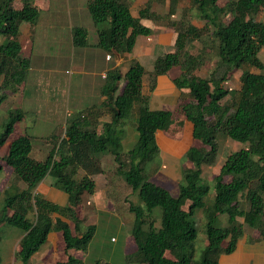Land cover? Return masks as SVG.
I'll return each instance as SVG.
<instances>
[{"label": "trees", "instance_id": "1", "mask_svg": "<svg viewBox=\"0 0 264 264\" xmlns=\"http://www.w3.org/2000/svg\"><path fill=\"white\" fill-rule=\"evenodd\" d=\"M131 1L87 0L93 23L108 25L98 29V39L92 44L87 42L83 28H72L73 45H95L122 57L134 50L139 35L152 32L142 19L169 18L179 2L169 0V10L161 16L150 9L148 0L134 16ZM37 2L20 0L16 5L15 0H0V105L10 97L9 93H20L24 87L30 60L22 54L20 25L27 22L32 27L36 23ZM189 3L196 8L198 17L206 21L205 27L176 22L174 50L156 56L149 71L153 91L157 76L179 70L171 81L180 94L187 90L190 101L181 106L182 114L177 120L171 109L150 108L148 97L142 94L146 70L143 62L132 58L124 73L118 68L106 72L100 91L104 98L67 120L64 136L57 143L52 139L56 133H51L47 140L53 141L52 147L43 160L31 155L32 141L26 131L8 143L0 160L12 168L15 178L24 182L25 187L16 186L4 198L0 229L6 224L20 229L22 234L14 252L20 264H33L31 258L50 232L60 235L64 255V259L51 264H83L76 252L86 251L95 225L84 227L78 209L82 195L95 190L91 176L102 171L97 157L104 153L112 156L117 172L137 197V203H130L128 210L134 214L132 259L138 264H218L220 254L234 250L244 225L258 231L252 241L264 238V21L256 18L264 0H228L222 6L218 0ZM225 13L230 15L228 22L223 20ZM209 27L218 40V52L209 76L202 77L196 73L201 58L186 51V46L200 40ZM236 70L241 73L240 85L229 87L227 82ZM25 113L19 108L8 110L7 120L0 122V148ZM104 114L109 118L101 121ZM129 120L135 123L138 139L134 147L124 151L122 144ZM186 123L191 125L192 138L208 148L186 149L184 157L192 167L182 170L178 194L173 195L153 181L161 167L156 160L160 154L156 133L161 131L170 139H180ZM220 133L247 146L226 156L214 176V193L209 198L203 166L214 162ZM78 168L85 170L79 180L74 177ZM48 175L52 185L67 194L65 205L56 204L39 191L33 193ZM185 201L187 208L182 206ZM32 208L35 216L30 220L27 215ZM197 210L202 211L205 221L206 244L195 258L197 229L193 215ZM221 215L226 216L225 224H219ZM166 252L171 257H166Z\"/></svg>", "mask_w": 264, "mask_h": 264}, {"label": "rangeland", "instance_id": "2", "mask_svg": "<svg viewBox=\"0 0 264 264\" xmlns=\"http://www.w3.org/2000/svg\"><path fill=\"white\" fill-rule=\"evenodd\" d=\"M86 1L87 0H38L37 6L39 15L36 23L30 27L29 23L23 22L24 24L21 31L23 43L22 54L29 58L30 69L24 81V87L22 86L20 89V93H9L10 97L0 105V122L7 120L8 110L17 108L16 105L19 102L20 109L26 113L24 120L15 124L13 133L10 134L7 142L0 148V156H4L7 152L10 140L22 134L24 131L31 137L34 151L33 156L39 151V141L50 144L51 148L53 141L47 140L51 133H56L52 139L57 143L58 140L64 136L65 123L67 120L77 115L79 111L84 110L86 107L93 104L97 105V103L101 101L102 98L99 88L102 87L105 79L100 77L97 72L103 61L101 59L107 52L95 45L78 46L73 45L72 42V28H83V30H85L87 42L92 44L98 39V29L105 28L108 25L107 22L98 24L93 23L86 6ZM147 1L148 0H132L130 2L132 14L137 16L138 11L146 6ZM227 1L228 0H218V3L222 6ZM19 3L20 0H15L16 5ZM149 3L150 9L161 16L167 14L170 7L169 0H149ZM175 9V13L169 18L160 17L156 21L144 19L146 23L150 24L149 26L152 32L149 35H139L138 39L139 42L144 40L145 44L148 43L156 47L152 54L147 50V54L144 55L142 52L144 49L139 46L138 42L135 44L133 52L124 55L127 56V58L123 64L120 62V66H115L121 73H124L126 68H128L130 60L134 58L132 56L133 53L135 57H139L142 60L145 59L143 65L146 74L144 75L142 84V94L144 96L148 97L152 92L151 86L153 84V79L149 71L152 69L153 59L164 52L174 50L173 43L176 35L175 26L177 25L175 23L182 21L184 24H187L190 22L196 27H205L206 21L198 17L196 8L189 3V0H179ZM256 18L264 21V7L261 8ZM229 19V13H225L223 16L224 22H228ZM210 27L205 28V32L200 40H194L186 46V51L197 54L201 58V64L196 70V73L202 77L209 76L214 67L218 52V40L212 35ZM108 60L107 68H110L117 61V57L110 54ZM31 71L50 76L53 82L51 87H47V81L42 80L40 82L38 80L42 78L41 76L35 75L34 78L28 79ZM176 71L179 70L175 68L171 73H176ZM253 71L260 72V70L254 68ZM106 72L107 71H105L103 76ZM262 72H264V70ZM240 74V70L233 72L230 76L231 79L227 82V86L238 88L240 85ZM1 80L2 79H0V82ZM31 81L34 88H37L39 84L43 90H48V96L40 89L37 93L33 91L30 88ZM158 89V93H160V86ZM163 89L164 88L161 87V90ZM40 95H42V99L39 97ZM158 96L159 94H156L152 96V98H157ZM148 101H151V97ZM189 101V94L187 90H184V92L176 98V101L171 100L169 103H160L159 101L158 105V102H156V107L171 109L174 118L177 120L182 114L181 106ZM30 104L32 107H30ZM31 108L35 110V112L31 111ZM44 117L49 121L46 122ZM108 118L109 115L104 114L101 117V121H105ZM184 128L186 129L184 132L185 134L183 133L180 139L167 142L166 138H162V140L159 141L161 151L156 160L161 167L153 177L155 183L167 188L173 195L178 194V184L182 176V170L187 167H192V164L185 160L184 153L186 149L190 146H196L204 150L208 148L198 140L192 138L191 125L189 123H186ZM125 129L126 132L122 149L127 151L135 146L138 139V132L133 120L126 122ZM162 135H164V133H162ZM164 136L167 137L166 135ZM160 137L159 134V138ZM217 143L218 153L214 162L210 165L203 166L202 177L203 182L209 187V198H211L214 193V176L218 173L226 156L236 149L247 146V143L230 139L228 136L221 133L217 137ZM97 158L100 159L102 167V171L100 172L101 177L103 181L105 179L110 181L114 193L109 196L98 194L95 197H91L92 195L88 193L82 195L81 204L78 209L79 215L83 217L84 227L88 224L95 225V232L86 251L76 252V257L79 258L83 264H95L96 261H107L111 264H138L132 259L134 251H131L132 247L135 248L131 235L134 214L128 212L129 204H136L137 197L135 194L131 193L130 187L117 172L116 164L110 154H99ZM0 163L2 165L0 169L1 207L4 198L13 192V187L19 184L24 186L25 183L22 181L19 182L15 178L12 168L7 165L3 159L0 160ZM84 174L85 170L83 168H78L74 177L79 180ZM101 181V178H99V186L101 185ZM35 191L36 188L33 189V193H35ZM43 192L44 191H41L40 193ZM109 201L110 204H107L105 207L96 206V203L102 204L103 202L108 203ZM117 206L125 208L127 212H124L120 208L118 209ZM182 206L183 208H187V202L185 201ZM10 214L11 211H9V215ZM34 216L35 214L32 208L27 217L33 220ZM239 220L241 221L240 218ZM193 221L197 229V236L194 241V257L198 258L206 244L204 231L205 221L201 210H197L194 213ZM225 223L226 216L221 215L219 224ZM158 224L159 221L156 222V225ZM243 228L245 231H253L255 234H258L257 230L251 229L246 225H244ZM21 234L18 227L10 224H6L0 229V264H20L15 258L14 252L18 248ZM56 234L57 236L54 238ZM43 246L45 251L42 250V252L39 249V251L34 254L33 264H51L59 259H64L62 243L58 233L52 232L51 239L43 244L41 248ZM45 252H47L46 256H44V254H46ZM39 254H41L40 257ZM165 256L171 257V254L166 252ZM33 257L31 258V262Z\"/></svg>", "mask_w": 264, "mask_h": 264}, {"label": "crops", "instance_id": "3", "mask_svg": "<svg viewBox=\"0 0 264 264\" xmlns=\"http://www.w3.org/2000/svg\"><path fill=\"white\" fill-rule=\"evenodd\" d=\"M142 22L145 25H148V26L150 25L149 23H146L144 19H142ZM23 24L24 23H21V25H20V31H22ZM143 41L144 40H141L139 42V39L137 37L136 43L139 42V46L142 49H144L142 51L144 53V55L147 54V52H146L147 50L149 52H151L150 54H152L155 51L156 47L151 45V44H148V43L145 44V41H144V43H143ZM133 54H132V56L134 58L138 59L141 62H144L145 59L142 60L139 57H135ZM106 55L107 54H105V56L102 57L101 60H103V61L100 64V67H99L98 72H97V73H99L100 77H102V78H104L103 74L105 73V71H108L107 69L111 70V69L115 68V66H117V65L120 66V62H122V64H123V62L127 58V56H124L125 54H123L122 57L117 59V61L115 62V64L113 66H111L110 68L109 67L107 68V66H108L107 65V61H109L110 59L109 60L106 59ZM41 70H42V68H41ZM126 70H127V68H126ZM177 73H178V71H176V73H169V75H159V76H157L155 89L148 96V99L151 97V101L149 102L150 108H153V109L157 108L156 106L159 104V101H160V103L161 102L169 103L171 100L176 101V98L180 95V91L177 88H175V86L173 85V83L171 81V77L174 76ZM35 75L41 76L42 78L38 79V80L40 82L42 80L47 81V87H49V86L51 87V84L53 82H52V79L50 78V76L45 75V74H41L39 72L34 73L33 71H31V73L29 75L30 77H28V79L34 78ZM142 84H143V81H142ZM159 86H160V93H158L159 92V89H158ZM161 87H163L164 89L161 90ZM171 87H172V89H171ZM30 88L33 91H35L36 93L40 89L43 93H45L46 96H48V90L47 91L43 90L39 84H38L37 88H34L33 83L31 81ZM99 90L101 91V87L99 88ZM156 94H159V96L157 98L156 97L152 98V96H154ZM39 97L42 99V95H40ZM101 98L103 99L104 96L101 95ZM156 102H158L157 105H156ZM19 104H20V102L16 105V107L17 108L19 107V109H20V105ZM30 107H32V105ZM37 107H38V105H37ZM159 107H161V106H159ZM31 111L35 112V110H32V108H31ZM44 119H45L46 122L49 121V120H47L46 117H44ZM185 131H186V129L184 130V132ZM159 134L161 136L160 138H159ZM156 136H157L156 138H157L158 144H159V141L162 140V138L163 139L166 138L167 142H170V140H173V139H170V138L165 137L164 135H162L161 131H157ZM159 147H160V151H161V146L159 145ZM49 148H50V144L45 143L44 141H39V151H38V153L35 154V156H33V154H34L33 152L34 151H33V144H32L31 154H32V156L35 159L43 160L45 158V156L47 155V153L49 151ZM91 177L93 178V180L95 182V190H94V192L92 194H90V195H92L91 197H95L98 194H102L103 196H106V195L109 196L110 194L114 193V190H113V188H112V186L110 184V181H108L107 179H105L103 181V179L101 177V173L94 174ZM99 178H101V180H102L100 186H99V182H98ZM52 181L53 180H52L51 176L48 175V176L44 177L37 184L36 191H39V192L44 191L42 194L46 198H48L49 200L55 202L58 205L63 206V205L66 204L68 196H67V194L64 191H62V190L56 188L55 186H53L52 185ZM19 182H21V181H19ZM24 186H21V184H19L17 187L24 188ZM100 188H101V192H100ZM126 188H128V187H126ZM13 189L15 190V187H13ZM126 194H128V193H126ZM107 204H110V201L108 203H104L103 202L102 204L101 203H96V206L97 207L98 206L105 207ZM117 208L118 209L120 208L124 212H127V210H125V208L118 207V206H117ZM51 234H52V232H50L48 234L46 242L51 239ZM257 235L258 234H255L253 231L251 232V231H245L244 230V233L238 239L236 247L234 248V250L232 252H230V253L220 254V256L218 258V264H264V238L257 239V240H254V241L251 240L254 237H256ZM56 236H57V234L54 235V238ZM44 246L42 248H40V251H42V250L45 251ZM134 250H135V248L132 247L131 251H134ZM47 252H45L46 254H44V256L47 255ZM40 256H41V254H39V257ZM33 260H34V257L32 259V262H33Z\"/></svg>", "mask_w": 264, "mask_h": 264}, {"label": "water", "instance_id": "4", "mask_svg": "<svg viewBox=\"0 0 264 264\" xmlns=\"http://www.w3.org/2000/svg\"><path fill=\"white\" fill-rule=\"evenodd\" d=\"M115 55H116L117 59H119V58H120V55H119L118 53H116Z\"/></svg>", "mask_w": 264, "mask_h": 264}, {"label": "built area", "instance_id": "5", "mask_svg": "<svg viewBox=\"0 0 264 264\" xmlns=\"http://www.w3.org/2000/svg\"><path fill=\"white\" fill-rule=\"evenodd\" d=\"M106 58H107V59L110 58V54H107V55H106ZM104 76H105V75H104Z\"/></svg>", "mask_w": 264, "mask_h": 264}, {"label": "clouds", "instance_id": "6", "mask_svg": "<svg viewBox=\"0 0 264 264\" xmlns=\"http://www.w3.org/2000/svg\"><path fill=\"white\" fill-rule=\"evenodd\" d=\"M107 54H109V53H107ZM116 56V55H115ZM105 77V76H104Z\"/></svg>", "mask_w": 264, "mask_h": 264}]
</instances>
